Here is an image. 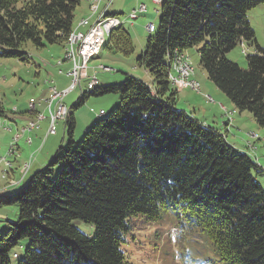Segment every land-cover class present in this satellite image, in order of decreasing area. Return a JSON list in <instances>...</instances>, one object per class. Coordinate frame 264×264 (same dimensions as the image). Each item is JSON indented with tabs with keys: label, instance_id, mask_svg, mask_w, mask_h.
<instances>
[{
	"label": "trees",
	"instance_id": "1",
	"mask_svg": "<svg viewBox=\"0 0 264 264\" xmlns=\"http://www.w3.org/2000/svg\"><path fill=\"white\" fill-rule=\"evenodd\" d=\"M80 1L18 6L20 0H0V58L27 60L28 42L64 44ZM260 4L264 0H162L158 26L137 59L152 83L127 76L76 99L72 110L89 96L120 94L112 112L96 119L78 142L72 141L69 114L67 146L18 192L0 198V205L20 207L17 220L0 233V264H10L11 249L23 239L29 244L17 264H132L120 249L128 219L157 221L169 211L204 231L226 264H264V188L255 177L263 172L219 129L177 109L168 66L174 53L197 47L209 80L264 128V49L247 18ZM241 41L255 46L247 69L226 57ZM106 44L126 55L133 51L122 26ZM75 219L92 224L93 236L81 233Z\"/></svg>",
	"mask_w": 264,
	"mask_h": 264
},
{
	"label": "rangeland",
	"instance_id": "2",
	"mask_svg": "<svg viewBox=\"0 0 264 264\" xmlns=\"http://www.w3.org/2000/svg\"><path fill=\"white\" fill-rule=\"evenodd\" d=\"M31 1L35 0H20L18 6ZM140 2L146 5L147 10L138 13V18L132 21V24L128 20L131 9L124 8L123 13L118 15L121 22H124L122 28L130 35L133 51L126 55L108 48L109 46L106 44L89 61V74L94 71L95 67L100 65L111 70V72L98 73L97 88L109 84H119L127 76L137 78L145 84L152 83V77L145 67L138 63L137 59L145 50L147 37L154 32L149 33L146 26L148 23H153L154 29L158 26L161 3L155 4L152 0H140ZM247 18L255 32L258 46L264 49V4L249 10ZM78 19L79 12L76 11L74 22ZM107 36L105 35V39ZM63 47L64 44L57 43H46L43 47H36L28 42L24 45V51L28 56L27 60L16 57L0 58V102L5 111L4 115L15 118L16 115L12 112L14 108H17L20 112L26 111L27 103L31 98L35 100L40 98L43 81H50L55 77V81L59 82L57 71L59 69L62 71L69 69L67 62H63L61 66L57 65L58 61L64 60L65 50ZM246 48L248 49L247 55L253 54L255 46L246 44ZM243 53H245V50H243ZM243 53L241 45L238 44L226 53V57L237 63L241 68L247 69V55ZM179 57L187 58L185 60L193 68L191 79L199 83V89L184 88L181 84H173L169 79L173 87L178 90L177 109L192 114L205 124L219 129L229 145L240 152L249 154L254 159L256 156L258 159L256 163L264 166V128H261L253 120L247 110L240 111L235 108L227 96L209 80L199 64L197 47L184 50ZM171 71L172 68L169 66V75ZM85 83L86 81H83L82 85L85 86ZM78 97L79 91L74 90L64 98L63 102L67 107H71ZM119 100L120 94L118 93L89 96L81 106L73 111L75 126L72 141L78 142L81 140L84 131L95 122L100 108L105 110L106 115H108ZM39 110L48 118L47 110H43V107ZM226 112H232V116L228 117ZM44 120L39 122V130L28 133L33 141H37L38 146L44 147L39 156L41 160H44L46 152L52 150V153L49 154L50 157L45 160L38 170L45 167L52 160L58 148L61 146L65 148L70 140L66 133L63 134V120H57L56 133L48 136H46L47 125ZM23 123L24 121L20 120L18 128ZM15 132L16 126L10 132L11 135H8V138L7 134H0V149L3 151L1 156L8 149L10 139ZM35 137L38 140L34 139ZM19 143L24 153L22 157L19 156L15 160L16 162L13 161V167L16 169L15 178L19 177L18 169L22 166L23 159L29 160L26 153L27 148L25 147L27 144L24 139L20 140ZM59 168V165L53 167L54 174L58 172ZM32 172L27 174L25 181H28ZM255 177L264 188V173H255ZM0 185H3L2 180ZM20 188V186H16L10 195L18 192ZM19 209L17 202L2 203L0 205V233L7 229L8 222L17 220ZM128 222L130 231L123 234L125 242L121 244L120 249L126 260L132 264H226L219 259L211 240L204 231L199 227L190 226L183 216L177 217L176 213L172 211L164 213L162 218L157 221L148 219L144 215H136L131 216ZM72 224L81 233L93 236L94 226L92 224L80 219L73 220ZM28 244L29 240L23 239L11 249L9 254L10 264H17L19 260L24 259V250Z\"/></svg>",
	"mask_w": 264,
	"mask_h": 264
},
{
	"label": "built area",
	"instance_id": "3",
	"mask_svg": "<svg viewBox=\"0 0 264 264\" xmlns=\"http://www.w3.org/2000/svg\"><path fill=\"white\" fill-rule=\"evenodd\" d=\"M154 3L157 0H152ZM93 6L92 10H95ZM146 11V6L144 4H139L135 10H132L129 14L130 20H135L138 13ZM87 20L84 19L82 25H86ZM121 25L120 20H111L107 22L106 28L111 32L114 28ZM152 24L150 23L147 26L148 31L151 29ZM97 27L96 21L90 25L86 32L77 31L76 37L73 39V43L70 47L69 53L65 56L68 58V61L71 64L70 71L68 75L70 76V84L62 89L57 88L55 85H50L49 87V96L46 99H41L38 102H30L28 113L31 115V119L28 123L22 126V134H15L12 138V142L9 146V152L12 156L16 154L17 148L15 147V140H18L25 132H31L39 128V122L44 119L43 112L39 111L38 107L43 106L44 110L48 111V117L50 119L49 128L46 134H54L56 132L55 124L57 120H63L66 122L65 110L66 107L63 104V99L71 91L78 89L79 93L81 91H90L92 90V85L97 84L98 80L95 74H88V62L92 57V51L95 49L97 43ZM102 71L110 72V69L104 66H100ZM192 72L189 71V67H186L183 62V57L177 59V71H171L169 75L170 81L173 84H183L194 90L199 89V84L197 82L191 81L190 76ZM86 79V85L81 84L82 80ZM103 111H100V115ZM0 126H3L4 129L10 131V128L5 125L4 121H0ZM27 144H31V137H27L25 140ZM7 156L0 158V164L3 163L5 169L3 171L2 177H6L7 170L10 168L11 164L7 161ZM29 169V162H26L21 167L22 178Z\"/></svg>",
	"mask_w": 264,
	"mask_h": 264
},
{
	"label": "crops",
	"instance_id": "4",
	"mask_svg": "<svg viewBox=\"0 0 264 264\" xmlns=\"http://www.w3.org/2000/svg\"><path fill=\"white\" fill-rule=\"evenodd\" d=\"M138 3H140V0H81L80 3H79V6H77V8H76V11L79 12V19L76 22H74L73 30H82V31L86 30L88 28V26L93 21H95V19L101 13H104V14L110 15V16H115V17L119 18L118 15L123 13L122 10L124 8L132 10V9H134L136 7V5ZM92 5H94L96 7L95 10H93V11L91 10V6ZM83 18L87 19L86 25H80L79 24L80 20L83 19ZM69 69H70V64H69ZM69 69H67L66 71H62L61 69H59L57 71L59 82L55 81V77L52 80H50V81L54 82V84L57 85L58 88L65 87L69 83V77H68V74H67ZM48 87H49V81H47V80L43 81V83L41 84L42 93H41L40 98L48 96V94H49ZM177 92H178V90H177ZM177 98H178V93H177ZM100 110H103V109L100 108L99 111ZM23 116H24V118H23ZM10 119H11V121L7 120V119L6 120H7L8 123H10L11 129L13 131L15 126H16V129H18L20 120L24 121V123H23V125H24L28 121L29 117L27 115H25V111H22V112L19 111L18 114H16L15 118L12 117ZM74 121H75V119H74ZM44 122H46V125L48 127L49 120H47V118H46V120H44ZM1 130H3V131H1ZM35 130H39V129H35ZM0 134H2V135L7 134V138H8V135H11L10 132H8V131H6V130H4L2 128H0ZM26 136H29V134L25 133L20 138V140L24 139V141H25V137ZM34 139H37V138L35 137ZM19 141L17 142V148H18L17 152L19 153V156L22 157V155L24 153V150L21 149ZM25 147L27 148V150H26L27 157L28 158H30V156L33 157L32 158V162H31V166H30V170H29V172L33 171L32 172V174H33L34 172H36L43 165L45 160L50 157L49 154L52 153V150H49L48 152H46L44 160H41V158H39V156H40L41 152L43 151L44 147L41 146V145L38 146L37 141H33V143L31 145L27 144V146H25ZM2 153H3V151H2V149H0V156H1ZM5 153H4V156H5ZM13 159L15 160V157ZM24 161H26V159H23V162ZM0 181H1V179H0ZM16 186H19V185H16ZM16 186L8 187V186H5V183L3 182V185H0V196L13 193V190H14V188H16Z\"/></svg>",
	"mask_w": 264,
	"mask_h": 264
},
{
	"label": "bare ground",
	"instance_id": "5",
	"mask_svg": "<svg viewBox=\"0 0 264 264\" xmlns=\"http://www.w3.org/2000/svg\"><path fill=\"white\" fill-rule=\"evenodd\" d=\"M161 0H157V2L156 3H159ZM91 9H93V6H92V8ZM111 20H119V19H117V18H115V17H104V16H102V14L97 18V20H96V27H97V43H96V45H95V49L92 51V57L95 55V54H97L98 53V51H99V49L101 48V46L105 43V35H109L110 34V32H109V30H108V28H106V26H107V22L108 21H111ZM83 21H84V19H82L81 21H80V24L82 25L83 24ZM153 30V25H152V27H151V29L149 30V31H152ZM76 34H77V31H72L71 33H69V35L67 36V38H66V41H65V48H64V50H65V54H64V58H65V56L69 53V50H70V47H71V45H72V43H73V39L76 37ZM179 55H180V53H174L173 55H172V57H171V59H170V63H169V66H171V68H172V71H177V63H175V62H177V59H181L180 57H179ZM185 59H187V58H183V62H184V65L186 66V67H189V71L190 72H192L193 73V68L191 67V65H190V63L188 62V61H186ZM65 60H67L68 61V58H65ZM173 62H174V64H173ZM173 64V65H172ZM172 82V81H171ZM97 84H94V85H92V90L95 88V86H96ZM181 86L182 87H184V88H190V87H188V86H184L183 84H181ZM192 89V88H191ZM194 90V89H193ZM84 92L83 91H81L80 92V95L81 94H83ZM30 102H38V101H36V100H34V98L33 99H30V101H29V103ZM28 107H29V104H28ZM28 110H29V108H28ZM69 114H70V109L69 108H67L66 107V110H65V117H66V121H67V118H68V116H69ZM104 115V112H102L100 115H98L99 117H101V116H103ZM226 115L228 116V117H230V116H232V112H226ZM44 119H46V118H44ZM48 119V118H47ZM49 120V124H50V119H48ZM0 121H2V120H0ZM49 124H48V127H47V130H48V128H49ZM18 130V129H17ZM47 132V131H46ZM15 134H22V127L20 128V130L19 131H17ZM27 139V137H25V140ZM32 140V139H31ZM16 142H17V140H15V147H16ZM17 151V150H16ZM9 155H11V152H9V147H8V149H7V152H6V154H5V156H9ZM11 167V166H10ZM20 173H21V169H20ZM3 178H5V177H3ZM9 182H10V184H14L15 183V181L14 180H9Z\"/></svg>",
	"mask_w": 264,
	"mask_h": 264
}]
</instances>
